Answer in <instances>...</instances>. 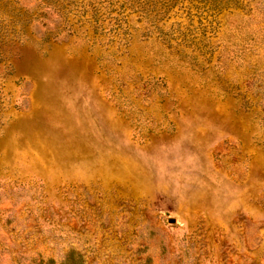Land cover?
<instances>
[{
	"label": "rangeland",
	"instance_id": "1",
	"mask_svg": "<svg viewBox=\"0 0 264 264\" xmlns=\"http://www.w3.org/2000/svg\"><path fill=\"white\" fill-rule=\"evenodd\" d=\"M0 264H264V0H0Z\"/></svg>",
	"mask_w": 264,
	"mask_h": 264
},
{
	"label": "trees",
	"instance_id": "2",
	"mask_svg": "<svg viewBox=\"0 0 264 264\" xmlns=\"http://www.w3.org/2000/svg\"><path fill=\"white\" fill-rule=\"evenodd\" d=\"M74 256H75V254L74 253H71V255H69V260H73ZM78 258H80V257L78 256ZM80 260H81V258H80Z\"/></svg>",
	"mask_w": 264,
	"mask_h": 264
},
{
	"label": "water",
	"instance_id": "3",
	"mask_svg": "<svg viewBox=\"0 0 264 264\" xmlns=\"http://www.w3.org/2000/svg\"><path fill=\"white\" fill-rule=\"evenodd\" d=\"M168 222L171 223V224H175V220L174 219H170Z\"/></svg>",
	"mask_w": 264,
	"mask_h": 264
}]
</instances>
